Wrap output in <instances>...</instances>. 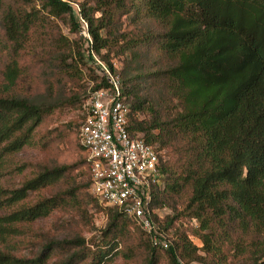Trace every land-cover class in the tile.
Masks as SVG:
<instances>
[{"label": "trees", "instance_id": "16d2710c", "mask_svg": "<svg viewBox=\"0 0 264 264\" xmlns=\"http://www.w3.org/2000/svg\"><path fill=\"white\" fill-rule=\"evenodd\" d=\"M34 1L0 0V28L4 30L0 58L5 51L10 57L0 88V264H48L56 247L68 249L80 241L81 248L61 264H78L90 255L93 264H109L111 252L126 237L133 219L87 193L91 172L79 131L82 162L44 167L18 187L6 186L9 175L27 169L13 157L36 142L44 118L60 106L18 92L25 74L20 56L30 34L38 23L49 25ZM72 2L77 1L39 0L50 15L68 14L76 29L81 22ZM79 5L89 26L91 60L96 62L94 54L102 55L115 73L102 50L124 47L131 52L121 81L124 101L131 108L132 133L158 145L159 150L184 141L172 163L161 155L163 182L151 203L156 210L152 217L163 234L159 237H166L169 246L155 244L136 222L151 252L147 264H156L159 251L165 252L169 264H206L199 251H218L217 232L229 235L239 228L245 235L264 236V0H84ZM132 11L136 23L148 22L147 29L121 33L118 16ZM108 86L104 75L93 90ZM82 166L86 181L73 174ZM62 182L65 187L59 192L28 201L33 192ZM186 193L188 203L181 214L201 222L194 235L202 247L186 233L172 243L160 225L164 199ZM86 196L109 214L102 246L94 244L97 247L92 249L84 237L50 240L33 256L18 254L24 242L38 241L30 237L34 222L64 207L84 213ZM178 217L167 219L165 229ZM240 246L237 241V252ZM252 254L253 264H264V237L255 243Z\"/></svg>", "mask_w": 264, "mask_h": 264}, {"label": "rangeland", "instance_id": "374dc122", "mask_svg": "<svg viewBox=\"0 0 264 264\" xmlns=\"http://www.w3.org/2000/svg\"><path fill=\"white\" fill-rule=\"evenodd\" d=\"M6 1L7 3L13 2V0ZM73 1L84 2V0ZM34 2L41 10V14L48 20L49 25L38 23L30 34V42L20 56V61L25 67V74L19 81L18 90L20 91L18 92L36 101L46 104L57 102L60 106L44 118L36 134V142L13 157V161L27 165V169L22 174H12L7 177L6 186L10 188L20 186L24 180L40 172L44 167L83 161V152L78 140L82 104L93 91L94 85L101 81L104 76L103 63L106 64L102 55L94 54L96 62L89 58L91 39L82 34V27L75 29L68 14L50 15L42 9L39 0ZM132 16L133 11L118 16L117 24L121 33H139L145 27L147 29L148 22L146 25L144 22L136 23ZM0 37L4 39L2 28H0ZM102 53L111 60L116 69L115 74L119 75L123 81L122 69L131 59V52L125 50L124 47H114L105 48ZM150 54L158 53L152 51ZM9 58L7 51L0 58V88L4 82L5 65ZM172 103L175 105L176 101L173 100ZM142 117L144 118V115ZM183 144L184 141L178 140L175 144L160 150L163 159L170 163L175 161L180 153L178 147ZM85 172L86 168L82 166L75 169L73 174L78 180L81 178L86 181ZM64 187L65 182H62L33 192L28 201L34 202L42 196L53 195ZM87 193L91 194L89 189ZM187 203V193L177 197H166L164 204L160 207V225L172 243L186 233L195 244L202 247L203 242L194 235V230L201 226V222L197 218L181 214ZM84 204V213L71 207H64L34 222L32 224L33 233L30 232L31 236L29 234L26 240H29L30 236L38 241L24 242L25 246L18 254L33 256L40 251L41 245L50 240L62 241L84 237L87 245L89 244L92 249L97 247L94 244L102 246L105 242L102 239V232L108 224L109 214L91 202L89 196H86ZM176 215L179 217L165 229L166 220ZM139 229H141L139 225L131 220V229L111 252L109 264L148 263L151 252L145 247ZM227 235L221 232L216 233L215 241L220 246L218 251L210 254L199 251L204 262L206 264H253L255 257L252 249L255 243L264 236L256 233L245 235L239 228ZM237 241L241 245L240 252L236 250ZM81 243L80 241V245L68 249L56 247L48 264H61L69 254L81 248ZM78 264H93L92 256L90 255ZM156 264H169L165 252L159 251ZM194 264H203V262L196 261Z\"/></svg>", "mask_w": 264, "mask_h": 264}, {"label": "built area", "instance_id": "2783aa9c", "mask_svg": "<svg viewBox=\"0 0 264 264\" xmlns=\"http://www.w3.org/2000/svg\"><path fill=\"white\" fill-rule=\"evenodd\" d=\"M81 22L82 34L91 39L79 3L72 2ZM109 86L93 90L84 105L79 138L88 151L91 193L104 206L118 207L141 225L155 244L166 247L152 215L154 191L163 182L158 145L131 131V108L124 101L122 81L103 63Z\"/></svg>", "mask_w": 264, "mask_h": 264}]
</instances>
